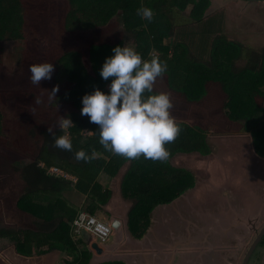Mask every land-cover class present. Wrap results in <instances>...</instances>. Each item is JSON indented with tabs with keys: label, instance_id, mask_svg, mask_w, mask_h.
I'll return each mask as SVG.
<instances>
[{
	"label": "trees",
	"instance_id": "1",
	"mask_svg": "<svg viewBox=\"0 0 264 264\" xmlns=\"http://www.w3.org/2000/svg\"><path fill=\"white\" fill-rule=\"evenodd\" d=\"M29 1L0 0V65L5 66L6 44L14 43L22 47L21 62L29 69L41 63H52L55 68L52 79L42 80L40 86L29 80L30 88L26 90H0V146L15 149L31 160L24 168L16 165L13 169L27 185L17 207L36 219V228H0V239L16 240L19 254L30 256L35 251L46 254L58 250L71 257L65 260L66 264H89L87 239L72 238L71 224L79 210L68 202L69 196L85 195V212L94 216L111 196L109 189L102 190L96 183L97 177L101 173L115 176L128 162L120 190L125 199L134 201L129 213L132 230L143 217L147 220L150 209L170 203L195 186L192 172L175 167L172 160L179 154H210L205 132L198 126L178 122L182 131L174 143L166 145L170 151L166 162L143 156L128 160L105 151L99 143V126L81 115L85 94L93 93L97 87L109 93L112 78L103 80L100 71L106 58L114 55L113 48L126 42L133 44L144 59H150L152 52L167 61L168 71L163 76L167 86L186 103L201 102L210 83L220 85L225 95L222 107L226 118L242 123L244 132L251 135L255 153L264 158V52L253 53L246 66L237 69L234 62L241 58L243 45L224 35L215 38L208 61L195 56L187 43L170 41L175 29L170 16L173 7L200 23L210 6L209 0H64L62 24L52 28L56 35L43 28L46 24L41 27L31 23ZM141 6L153 10L151 22L137 15ZM115 18L121 22L120 31L112 23ZM29 30L33 36H28ZM83 47L88 50L87 59ZM56 85L59 91L56 98L50 99V91ZM36 98L42 102L36 104ZM61 116L74 124L68 129L71 152L53 147L54 139L48 132L52 127L57 137L64 135L57 127ZM93 149L98 155L91 162L75 158V152L84 150L90 155ZM52 167L75 181L49 172Z\"/></svg>",
	"mask_w": 264,
	"mask_h": 264
},
{
	"label": "rangeland",
	"instance_id": "2",
	"mask_svg": "<svg viewBox=\"0 0 264 264\" xmlns=\"http://www.w3.org/2000/svg\"><path fill=\"white\" fill-rule=\"evenodd\" d=\"M241 1V4L237 5L240 13L232 7H229L227 12L225 11L228 18L225 17L222 10L221 12L208 14L210 6L204 12L203 20L200 23L182 14L181 19H179L181 22H186V24L175 27L170 41L177 40L187 43L195 56L204 61H208L215 38L224 35L227 40L243 45L244 51L242 52L241 58L237 59L234 64L237 69L244 68L248 62V57L253 55V53L260 54L264 52V5L263 8L258 9L262 5L259 3L255 4L253 0ZM29 4L31 23L41 25V27L46 24L43 28L53 31V35H56V31L52 28H58L62 24V18L66 9L64 0H30ZM234 13L237 15L236 23L230 17ZM112 23L115 25L116 31L121 30L122 25L118 19L115 18ZM28 32L29 36L31 34L30 30ZM35 35L36 33H34ZM125 45L134 48V45L129 42L123 44V46ZM40 49L42 50L44 48ZM83 50L87 59L88 50L86 47H83ZM37 51L40 52L39 49ZM4 54L5 66L0 65V90L8 91L21 88L26 90L30 88V69L26 63L22 64L21 62L23 56L22 47L18 44L8 43L4 48ZM154 91L170 94L174 105L171 109L172 116L177 122H186L192 127L198 126L202 129L205 132V139L211 151L208 156L193 153L185 154L172 160V164L187 167L197 178L195 184L198 185V189L196 192H190L197 199L194 201L190 199L191 203H187V210L191 214L189 222L192 223V228L191 230L189 229L191 231L190 236L194 237L191 241L195 242V239L198 238L197 243L204 244L205 248L217 247V245L234 247L230 251L220 253L219 255H214L213 251L209 252L206 249L203 256L201 255L205 262L206 260L211 261L210 259L223 262L225 255H232V250L242 256L246 251L245 247L248 246L251 240L244 239L240 241V237L232 236L222 226H226L227 223L229 224V213L234 211L230 208L229 203L234 202L235 198L240 197L243 200L246 199L249 201L251 197L253 200L251 203L249 202V205L252 210L256 207L260 208L263 203L260 201L264 198V162L257 160L255 155H253V144L250 133H244L241 122H231L226 118L222 107L225 95L218 84L210 83L207 86V94L204 99L195 104L182 101L177 94L168 88L165 77L157 79L154 85ZM261 105L264 107V98L261 100ZM30 163V159L24 158L15 149L0 146V228L8 227L17 230L25 228L35 230L36 228V219L27 213L21 212L17 207L18 199L25 193L27 185L22 180L20 173L13 169L16 165L24 168ZM127 166H129V162L128 164H124L115 176H110L108 173H101L99 175H103V177L99 176L96 179V182L103 184L102 186L106 187V189L111 186V197L113 200L115 192H117L116 190L119 191V182H122ZM55 168L52 167L48 171L60 174L73 182L75 181V178L64 174L61 170L55 172ZM115 178L116 185L113 183V179ZM253 196L257 199L255 200ZM43 200L36 199L38 203L42 202L46 204L47 200ZM68 202L77 204L81 202V198H76L75 195H71L69 196ZM133 202L129 200V206ZM253 202L255 204L252 206L251 204ZM195 212H198V220L195 218ZM213 213L220 214L214 217L221 220V222L223 219L224 225L215 223L212 219L213 217H211ZM104 214V217L101 215L99 217L110 221L109 214ZM259 220L261 223H264V217L259 218ZM217 228L220 229L218 230ZM72 234V238L75 241L81 238V235L76 234L74 231H72ZM253 234L254 232H251V239ZM243 244L244 246L242 247L241 245ZM16 246V240L14 239H0L1 254L7 253V256L13 254ZM259 247L260 249H258ZM259 247L257 248L258 251L256 249V253L254 252L255 255L251 264H264V242L262 247ZM85 248L88 251L90 249L92 250L91 241L88 239L86 240ZM49 253H52V251ZM34 254L38 253L36 252ZM64 255L67 256L66 254ZM50 259L47 255V260L51 261ZM138 259L140 261H146V256L141 254L138 256ZM0 264H3L1 260Z\"/></svg>",
	"mask_w": 264,
	"mask_h": 264
},
{
	"label": "clouds",
	"instance_id": "3",
	"mask_svg": "<svg viewBox=\"0 0 264 264\" xmlns=\"http://www.w3.org/2000/svg\"><path fill=\"white\" fill-rule=\"evenodd\" d=\"M137 15L151 22L153 10L144 6L137 9ZM113 56L106 58L100 71L103 80L112 78L109 93L98 87L82 98L81 115L99 126V143L105 151L135 160L143 156L152 161L166 162L170 151L166 147L174 143L182 131L180 124L171 114L174 107L171 96L161 92L152 94L158 78L168 71L167 61L149 53L144 59L135 48L127 45L113 48ZM55 71L52 63L34 64L30 67L31 83L40 86L42 80H51ZM59 85L50 91V99L56 98ZM40 98L35 99L40 104ZM70 118L60 117L57 127L65 134L56 136L52 127L48 132L54 139L53 147L71 152L73 149L67 129L73 126ZM77 160L91 162L97 158L92 150L75 152ZM113 233V232H112ZM88 234V233H87Z\"/></svg>",
	"mask_w": 264,
	"mask_h": 264
},
{
	"label": "crops",
	"instance_id": "4",
	"mask_svg": "<svg viewBox=\"0 0 264 264\" xmlns=\"http://www.w3.org/2000/svg\"><path fill=\"white\" fill-rule=\"evenodd\" d=\"M209 1L210 10L208 11V14L212 12H221L222 10L225 14V17L227 18L228 15H226V12L228 11L229 7H232L235 11L239 12V8L237 7V5L241 4L242 2L241 0ZM253 1L261 2V0ZM263 5L259 6L258 9L263 8ZM182 14L183 13L180 11L179 7H173V12L170 16L175 27L181 26L182 24H186V22L180 21ZM230 17L234 19L233 21L235 23L237 22V15L235 13L230 15ZM253 153L257 160L264 162V158L258 156L255 153L254 148ZM184 155L185 154H179L174 159ZM173 165L177 168L189 170L187 167L178 166L176 164ZM192 174L194 175V180L196 181V175L193 172ZM99 176L103 177V175ZM113 181V183L116 185V178L113 179ZM97 184L102 188V190L106 189V187L102 186L103 184L99 182ZM120 186L121 181L119 182V191L115 189L117 192H115L114 200L111 197V186L107 188L111 191L110 199L105 205L100 206L99 210L94 213L95 217L108 223H111V220L113 218H117L120 221L119 229L117 231H113L112 235L104 243H100L93 236L87 234L84 231L78 233L75 232L76 234L81 235V238L84 237L91 241V243L95 242L98 248L101 250L100 253H97L93 249L89 250L91 254L89 264H103L104 262L113 261L122 262L123 264H144V262L145 264H240L241 259H243L242 256L244 253L241 256V254L238 255L234 250H232L231 256H224L225 259L223 260V262H220L219 260L215 259H210L211 261L206 260L205 262V260L202 258L206 249L209 252L213 251L214 255H219L220 253L230 251L234 248L233 246L217 245V247L214 246L213 248H205L202 243H197L198 238L195 239V242L191 241V239H194V237L190 236L192 223L189 222L191 214L187 210V203H191L190 199H193V201L197 199L196 196L190 194V192L197 191V184H195L193 188L187 190L181 196H179L177 199H174L170 203L156 205L153 209H150L148 211L147 220L145 221L144 219L139 225L136 224L138 227L133 230L129 228V213L131 208L133 207V204H130L129 206V199H125L123 197L120 190ZM72 195L74 194L72 193ZM75 197H80L81 202L73 205L79 210V213H86L85 208L88 205V199L86 198V196L79 193V195L75 194ZM253 198L255 200L257 199L254 196ZM252 200L253 199L251 197L249 201L237 197L234 199V202H230V208H232L234 211L229 213V224L227 223L226 226H222L224 230L226 229L227 231H229L232 236L240 237V241H243L244 239L248 241L251 240V232L255 231V225L253 226L251 223L248 222V218L250 217V215H259L260 218L264 217V198L260 201L263 202L260 208L256 207L257 209L254 208L253 210L249 205V202L251 203ZM254 204L255 202H253L251 205L253 206ZM219 208L221 209V207ZM110 209L113 210V212H111ZM198 212H195V218H197ZM104 213L109 214L110 221H106L102 217H99V215L104 217ZM211 215V217H213L212 219L215 221L216 224L224 225L223 219L221 222V220L214 217L217 215L219 216L220 214L213 213ZM195 218H193V220H195ZM217 229L219 230L220 228ZM241 246L243 247L244 244ZM258 249H260V247ZM258 249L256 251H258ZM16 250L13 254H9L8 256L7 253H0L1 262L3 264H66L65 260L71 259L70 256H65L63 252L58 250H54L52 251V253L32 254L30 256H24L22 254H19ZM43 250H45V248ZM34 253H36V251ZM141 254L146 256V261H140L138 259V256H140ZM47 255L51 258V261L47 260ZM254 255L255 254L253 253L250 256L247 264L252 263Z\"/></svg>",
	"mask_w": 264,
	"mask_h": 264
},
{
	"label": "built area",
	"instance_id": "5",
	"mask_svg": "<svg viewBox=\"0 0 264 264\" xmlns=\"http://www.w3.org/2000/svg\"><path fill=\"white\" fill-rule=\"evenodd\" d=\"M59 169L55 168V172ZM54 173V172H52ZM57 174V173H55ZM60 175V174H57ZM72 229L74 232L78 233L84 231L89 235L93 236L100 243H104L112 235L113 229L108 222H104L95 216H91L87 213H79L73 220Z\"/></svg>",
	"mask_w": 264,
	"mask_h": 264
},
{
	"label": "flooded vegetation",
	"instance_id": "6",
	"mask_svg": "<svg viewBox=\"0 0 264 264\" xmlns=\"http://www.w3.org/2000/svg\"><path fill=\"white\" fill-rule=\"evenodd\" d=\"M254 2H255V4H258L257 2H259V4L263 5L264 0H261V2L260 1H254ZM259 218H260L259 215H250V217L248 218V222L251 223L253 226L255 225L254 226L255 231H253L254 234H253V237L249 243V246L256 240V238L260 235L261 231L264 228V223H261L260 222L261 219L259 220ZM263 242H264V234L262 235L261 239L259 240V243L257 244L256 248L253 250L252 254L254 253V251L259 246L263 245ZM202 245H204V244H202ZM249 246H247L246 251L244 252V254L242 256L243 259L245 258L246 254H247ZM213 247H211V248H213ZM243 259H241V262L243 261ZM241 262H240V264H241Z\"/></svg>",
	"mask_w": 264,
	"mask_h": 264
},
{
	"label": "water",
	"instance_id": "7",
	"mask_svg": "<svg viewBox=\"0 0 264 264\" xmlns=\"http://www.w3.org/2000/svg\"><path fill=\"white\" fill-rule=\"evenodd\" d=\"M113 231H117L120 227V221L117 218H113L110 223ZM264 234V228L261 231L260 235L256 238V240L249 246L247 254L241 264H247L249 261L250 256L252 255L253 250L256 248L257 244L259 243V240L261 239L262 235ZM91 248L95 250L97 253H100L101 250L98 248L97 244L95 242L91 243Z\"/></svg>",
	"mask_w": 264,
	"mask_h": 264
}]
</instances>
